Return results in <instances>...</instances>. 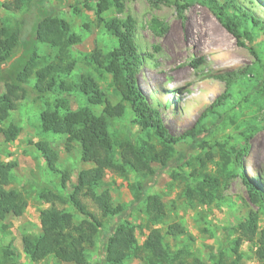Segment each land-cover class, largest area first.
<instances>
[{"label":"trees","instance_id":"trees-1","mask_svg":"<svg viewBox=\"0 0 264 264\" xmlns=\"http://www.w3.org/2000/svg\"><path fill=\"white\" fill-rule=\"evenodd\" d=\"M25 1L31 2L36 10L28 31H21L19 25H7L0 18V66L10 64L6 71H0L4 85V91L0 93V137L6 143L14 141L20 133V128L14 124L3 126L10 112L16 110L17 102L29 94L34 100L44 99L59 89L74 68L75 62L70 60L69 50L80 42V38L71 32L69 24L55 16V10L48 7V0H10L2 3L1 8L7 12H16ZM97 1L96 14L99 16L108 7H114L119 13L124 9L125 0ZM165 1L150 0L153 6ZM203 1L236 43L248 46L254 59L261 61L252 43L255 32L264 40V20L244 8L237 0H223L222 3ZM153 24V32L158 33L160 26H157L156 21ZM104 25L115 38L116 45L105 55L94 51L90 61L95 71L101 70L110 76V86L118 101L110 104L95 80L88 75L78 88L85 96L87 106L70 110L65 104L55 103L51 107L47 103V108L40 112L39 125L42 132L65 135L66 152L71 150L73 143H78L80 160L90 164V167L81 169L74 184L67 189L69 173L56 168L58 153L43 142L35 144L46 167L52 172H60V187L44 185L36 193V201L40 203L37 208L39 229L36 233L21 236L24 255L33 263L52 257L58 264H89L87 254L102 237V264H124L128 258L137 260V264H241L239 248L247 242L253 247L256 262L264 264V228L258 226L257 218L252 214L232 227L233 239H222L215 251L210 253L207 262L194 257L189 259L188 254L172 251L164 242L160 229L155 225L166 217L165 206L157 195L148 194L147 191L154 186L161 173L169 168L171 161L179 166L184 163L180 161L186 159V154L175 156L172 146L186 138L195 139L204 132V127L195 126L180 137L168 133L158 109L151 106L135 80L144 60L134 41V21L130 16L124 21L111 18L104 20ZM38 43L56 49L54 58L42 67H38L40 57L35 51ZM194 65L197 66V62ZM31 74L35 75V83L28 86L26 83ZM246 76L255 80L254 84L246 89L239 88ZM218 78L224 80L227 87L209 107L210 113L216 118L220 117V106L230 105L234 110L242 102L241 99L245 101L264 92V80L257 74L254 76L249 67ZM102 103L108 107L95 114L90 106H100ZM256 106L259 107V104ZM257 109H251L253 115L258 112ZM126 110L130 112L139 131L146 134L147 140L131 136L119 137L110 131V120L119 119ZM243 128L242 132L239 131L241 134L244 131L242 146L216 143L219 151L216 165L219 167L218 172L224 174L227 173V164L233 163L232 176L239 172L251 202L264 205V188L254 187L241 173L248 139L252 131L257 129L255 124ZM152 138L158 141L159 147L152 142ZM206 156L208 160L213 157L210 152ZM198 160L200 169L195 168L190 174L191 183L187 184L185 195L189 201L210 203L212 199L220 197L213 188L218 186V181L213 173L207 171L205 160ZM15 168V162H4L0 155V232L8 227L4 224L7 219L21 217L28 205L22 192L7 189ZM107 173L117 176L133 173L140 178L128 187L133 194L132 203L144 205L143 213L147 218L144 226L147 234L141 244L136 239L135 227L124 220V207L113 204L110 191L101 189ZM68 207L74 213L67 211ZM105 219L116 221L108 228L104 224ZM165 234L177 238L185 234V229L178 223H172L167 226ZM18 258L19 254L12 242H0V264H16Z\"/></svg>","mask_w":264,"mask_h":264},{"label":"rangeland","instance_id":"rangeland-1","mask_svg":"<svg viewBox=\"0 0 264 264\" xmlns=\"http://www.w3.org/2000/svg\"><path fill=\"white\" fill-rule=\"evenodd\" d=\"M8 1L10 0H0L1 20L12 27L19 25L21 31H28L36 13L32 3L25 1L19 11L7 12L1 8V4ZM237 1L264 20V0ZM97 3V0L47 2L48 7L55 10V16L69 24L71 32L80 38V42L69 50V58L75 62L74 68L59 89L40 100H34L31 94L27 95L25 99L17 102L16 110L10 112L3 122V126L14 124L20 128L19 135L12 142L6 143L0 137L1 160L16 164L11 184L7 189L22 192L27 198L28 205L21 217L9 218L4 222L8 227L0 232V242L13 243L19 254L16 264H58L52 257L33 263L21 249V236L36 233L39 229L37 208L40 203L36 201V193L44 185L54 184L57 188L60 187V172H52L46 167L35 144L43 142L58 153L56 168L69 173L67 189L74 184L77 173L81 169L89 168L90 164L81 162L78 143H73L71 150L66 152L65 135L42 132L39 115L47 108V103L51 107L55 103L65 104L70 110L87 106L85 96L78 88L88 75L95 80L110 104L118 101L110 86V76L101 70H94L90 55L94 51L105 55L116 45L115 38L105 28L104 20L116 18L124 21L130 16L134 21V41L144 60L135 75V80L151 106L158 109L168 133L180 137L195 126L204 127V132L195 139L186 138L172 146L175 156L179 153L186 154V159L180 161L184 163L179 166L171 161L169 168L161 173L154 186L147 191L148 194L157 195L166 210V217L155 227L160 229L164 242L172 251H181L188 254L189 259L194 257L207 262L210 253L215 251L222 239L229 241L233 239L232 227L248 218L250 214L255 215L258 226L264 228V205L251 202L239 172L232 176L233 163L227 164V173L224 174L218 172L219 167L216 165L219 161L216 143L242 146L244 131L242 134L240 132L244 130L243 126L255 124L257 129L252 131L248 139V150L242 158L241 173L254 187L264 188V92L257 93L245 101L241 99L242 102L234 110L230 105L220 106L219 118L209 111V107L227 87L226 82L218 78L219 76L249 67L254 76L257 74L264 80V40L255 32L252 47L261 60L257 61L248 46L236 43L203 0H166L157 6H153L150 0H125L122 12H116L114 7H108L100 16L96 14ZM155 21L157 26H160L157 29L158 33L152 30ZM196 24L201 26L211 24L215 28L214 35L220 41L219 44L210 48H206L205 43L203 46L201 44L192 46L191 42L196 38L194 32L197 30ZM172 32L179 34L177 38L180 37L178 41L181 42L182 53L184 52L179 59L173 61L168 54V47L165 46V41ZM35 51L40 57L38 67L50 62L56 54V49L41 43L36 44ZM194 62H197V66ZM9 65H1L0 71H6ZM176 75L180 76L179 79H174ZM245 78L239 88L246 89L254 84L255 80L247 76ZM34 83L35 75L31 74L26 84L32 86ZM3 91V80L0 78V93ZM107 107L104 103L100 106H90L95 114L101 113L102 109ZM256 108L258 112H255V116L251 109ZM132 120L130 112L126 110L119 119L110 120V131L119 137L131 136L147 140L146 134L140 132L138 125ZM151 140L160 146L156 139ZM207 152L213 155L211 160L207 159ZM198 158L205 160L207 171L213 173L218 181V186L213 188L220 197L212 199L210 203L189 201L185 195L186 186L191 183L190 174L193 169H200ZM139 179L133 173L125 176L107 173L101 189L110 191L113 204H121L124 207L126 214L124 220L135 227L136 239L138 244H141L147 234L144 228L147 218L143 213L144 205L132 203L133 194L128 187ZM86 203L89 204V201ZM67 211L74 213L69 207ZM76 217L79 216L76 214ZM115 221L105 219L104 224L109 228ZM172 223L182 225L185 234L177 238L167 236L165 234L167 226ZM102 245L103 239L100 237L95 247L87 254L89 264H102ZM239 252L242 256L241 264H258L253 256V247L249 243H243ZM227 253L230 254V251L227 250ZM137 263V260L128 258L124 264Z\"/></svg>","mask_w":264,"mask_h":264},{"label":"bare ground","instance_id":"bare-ground-1","mask_svg":"<svg viewBox=\"0 0 264 264\" xmlns=\"http://www.w3.org/2000/svg\"><path fill=\"white\" fill-rule=\"evenodd\" d=\"M193 16V15H192ZM196 18V17H195ZM200 19V18H199ZM197 20V19H196ZM195 21V20H194ZM203 21V20H202ZM205 21V20H204ZM197 22H198V20H197ZM195 23V22H194ZM197 25V24H196ZM195 33H196V38H194L195 40L193 41V42H191L192 43V46H195V45H198V44H201L202 46L204 45V43L206 44V48H210L211 46H214V45H217V44H219V42L220 41H218V39L217 38H215L216 36L214 35V32H215V28L211 25V24H207V26H201V25H197V30L196 31H194ZM194 32H193V34H194ZM189 33V32H188ZM171 34V33H170ZM177 35H179L178 33L176 34V33H174V32H172V34L169 36V38L167 39V41H165L166 43V45L165 46H167L168 47V51H169V53L168 52H166V53H168L169 54V56H170V58H172V61L173 60H176V59H179L180 58V56L184 53H182V47H181V42H179L178 41V39H180V37L179 38H177ZM168 36V35H167ZM189 36V35H188ZM192 37V36H191ZM188 40V39H187ZM190 41V40H189ZM189 41H188V44H189ZM222 43H223V41H222ZM221 44V43H220ZM224 45V44H223ZM163 46H164V44H163ZM183 46H185L184 44H183ZM189 46V45H188ZM166 47V48H167ZM191 47V46H190ZM229 47V46H228ZM167 54V55H168ZM169 59V58H168ZM167 59V60H168ZM230 65V64H229ZM182 73V72H181ZM176 74H178V73H176ZM182 74H185V73H182ZM180 75V74H179ZM178 75V77H177V75H176V77H174V79L175 78H177V79H179V76Z\"/></svg>","mask_w":264,"mask_h":264}]
</instances>
